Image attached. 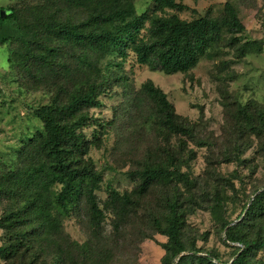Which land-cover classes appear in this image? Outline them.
Masks as SVG:
<instances>
[{
  "label": "rangeland",
  "instance_id": "374dc122",
  "mask_svg": "<svg viewBox=\"0 0 264 264\" xmlns=\"http://www.w3.org/2000/svg\"><path fill=\"white\" fill-rule=\"evenodd\" d=\"M97 1L0 0V16L16 8L19 15L25 14L23 21L31 24H34V10L46 12V16L56 21L79 22L86 19L87 7ZM122 1L130 2L139 18L176 14L187 21L219 17L225 4L232 2L247 29L244 40L262 42L264 49V0H175L186 7L183 11L165 7L157 0ZM149 27L150 22L145 20L139 37L147 38ZM49 42L52 47H59L58 61L73 73L80 70L84 59L89 66L101 70L110 59L108 54L96 49ZM21 44L16 40L0 47V174L18 168L19 152L25 140L42 128L36 111L61 95L59 90L65 88L69 79L63 76L64 69H59V74L47 69L32 75L19 62L12 64L13 53L18 55L23 50ZM112 59L115 61L116 57ZM148 81L167 95L185 123L195 126V140L171 134L169 141L174 150L184 147L180 156L188 167L183 171L194 182L189 190L181 188L188 207L187 245L196 247L199 256L212 253L223 263H232L233 254L241 246L225 241L221 223L239 222L245 206L264 190V133L258 136L241 133L236 119L240 104H256L264 110V51L237 60L233 50L222 47L217 54L201 58L190 72L175 75L141 66L130 55L124 69L113 76L102 92L100 106L83 111L92 117L84 132L92 142L89 157L103 176L96 195L104 221L95 229L89 208L81 199L62 219L60 233L55 237L59 246H53L39 264H49L57 254L70 262L71 249L77 256V245L87 242L97 252L99 264H162L165 254L162 245L167 238L157 233L152 219L163 211L166 191L152 187L139 199L137 211L127 217L117 212L119 208L108 205L110 189L120 194L134 192L139 185L137 172L167 146L157 125L156 106L141 91ZM216 192L224 203L220 210L214 211ZM7 205L6 201L0 203V220ZM5 240L4 230L0 228V246ZM258 259L264 261V253H259ZM0 264L10 263L0 260Z\"/></svg>",
  "mask_w": 264,
  "mask_h": 264
},
{
  "label": "trees",
  "instance_id": "16d2710c",
  "mask_svg": "<svg viewBox=\"0 0 264 264\" xmlns=\"http://www.w3.org/2000/svg\"><path fill=\"white\" fill-rule=\"evenodd\" d=\"M157 2L177 11L186 9L175 0ZM87 8L86 19L79 22L56 21L46 16V12L34 10V24H31L23 21L25 14L19 15L16 8L0 16V47L16 40L22 42L23 50L18 55L13 53L12 64L19 62L32 75L47 69L59 74V69H64L63 76L69 78L65 88L59 90L61 95L36 111L42 128L25 140L19 152L18 168L0 174V203H8L0 220L6 238L0 246V260L10 264L18 261L39 264L48 257V251L59 246L55 237L60 233L63 217L81 199L89 208L94 228L101 227L104 212L96 192L103 176L89 157L92 142L84 129L92 117L83 111L100 106L102 92L113 76L124 69L131 54L141 66L175 75L190 72L201 58L217 54L222 47L233 50L237 60L264 51L262 42L244 40L247 29L232 2L225 4L219 17L191 21L176 14L139 18L133 5L122 0H98ZM145 20L150 22L147 38L138 35ZM49 41L96 49L108 54L110 59L104 70L89 66L84 59L80 70L73 73L58 61L61 50L49 45ZM114 68L116 71H112ZM141 91L156 106L157 125L167 146L137 172L139 185L134 192L120 194L110 189L108 205L119 208L117 212L127 217L137 211L139 199L152 187H161L167 193L165 207L159 216H154L152 224L158 234L167 238L162 245L165 252L162 264H229L216 254L199 256L200 251L189 248L185 240L188 207L181 188L189 190L194 182L183 171L188 167L180 156L184 147L174 150L169 141L171 134L195 140V126L191 127L176 114L167 95L153 82L145 83ZM62 94H65L63 98ZM236 119L241 133L256 136L264 133V110L256 104H240ZM213 200V210H220L224 203L221 194L216 192ZM239 219L237 223L231 220L221 223L225 241L241 246L233 254L231 264H264L258 259V254L264 253V190L245 206ZM71 250L70 262L57 254L49 264H99L97 252L89 242L77 245V256Z\"/></svg>",
  "mask_w": 264,
  "mask_h": 264
},
{
  "label": "water",
  "instance_id": "95a60500",
  "mask_svg": "<svg viewBox=\"0 0 264 264\" xmlns=\"http://www.w3.org/2000/svg\"><path fill=\"white\" fill-rule=\"evenodd\" d=\"M2 16H3V14H2Z\"/></svg>",
  "mask_w": 264,
  "mask_h": 264
}]
</instances>
